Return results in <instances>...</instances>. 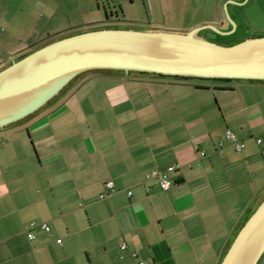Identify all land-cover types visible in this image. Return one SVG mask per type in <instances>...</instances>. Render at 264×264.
I'll list each match as a JSON object with an SVG mask.
<instances>
[{
    "label": "crops",
    "instance_id": "crops-1",
    "mask_svg": "<svg viewBox=\"0 0 264 264\" xmlns=\"http://www.w3.org/2000/svg\"><path fill=\"white\" fill-rule=\"evenodd\" d=\"M98 2L0 0V70L63 37L48 39L78 26L77 14L100 16ZM253 2L215 1L233 22ZM225 18L206 26L232 33ZM170 80L83 74L54 103L0 129V264H137L132 252L146 264L222 263L264 201V81ZM153 171L169 174V190L147 178ZM109 181L116 192L101 199Z\"/></svg>",
    "mask_w": 264,
    "mask_h": 264
},
{
    "label": "water",
    "instance_id": "water-1",
    "mask_svg": "<svg viewBox=\"0 0 264 264\" xmlns=\"http://www.w3.org/2000/svg\"><path fill=\"white\" fill-rule=\"evenodd\" d=\"M207 28L211 31L201 35ZM219 33L213 26L187 33L106 28L50 42L0 70V129L39 112L90 71L264 81V36L220 45L213 41ZM263 256L264 201L221 264H258Z\"/></svg>",
    "mask_w": 264,
    "mask_h": 264
},
{
    "label": "rangeland",
    "instance_id": "rangeland-1",
    "mask_svg": "<svg viewBox=\"0 0 264 264\" xmlns=\"http://www.w3.org/2000/svg\"><path fill=\"white\" fill-rule=\"evenodd\" d=\"M98 1V4H96L101 7L100 16L94 14L89 15L87 18H81V14H77L76 20L78 23L76 25L78 26L66 32L56 34V36H52L48 39H54L59 35H63L64 37V35H69V33H73L74 31L79 33V31L83 32L91 29H99L108 25L129 29L133 28L142 31L189 32L195 28L204 27L206 25H218V22L215 21H219L223 14L226 17L225 20L232 24V33L220 30L217 37L213 39L214 42L220 45H232L247 38L261 37L264 35V0H254V2L250 4V7L244 8L243 11H241V17L239 19L237 18V20L234 21L235 23L229 18V12L228 9L226 11L225 4L223 10H219L215 3L216 0H199L203 7L192 11L184 10L177 5L172 9L164 8V4L157 0H152V2L147 5L142 3L141 0H135L134 3L131 0ZM74 7L76 8L77 6L75 5ZM106 13H108L109 20H107ZM235 26H238V29L235 28ZM219 27L222 28L221 25ZM235 31L237 32L235 33ZM208 32L207 29H204L201 31V35L206 36ZM131 73L134 74L133 72ZM205 82L206 81L202 79L192 78L186 80L185 83L202 84ZM233 132L236 133L235 131ZM256 210L257 208L251 212L252 214L250 217Z\"/></svg>",
    "mask_w": 264,
    "mask_h": 264
},
{
    "label": "built area",
    "instance_id": "built-area-1",
    "mask_svg": "<svg viewBox=\"0 0 264 264\" xmlns=\"http://www.w3.org/2000/svg\"><path fill=\"white\" fill-rule=\"evenodd\" d=\"M227 139H229L230 141H232V143L236 146V148L238 150H243L245 148V143L240 141L236 134L231 131V130H228L227 131ZM260 142V140H259ZM221 146H223V143L220 144ZM204 155V153H203ZM148 179H152V178H158L159 179V183H160V186L163 190H169L171 188V180H170V177H169V174L166 173V172H158V171H153L151 172L148 176H147ZM106 187L109 191V193H103L100 195L101 199H104L106 197H108L109 195H112L116 192V189H115V184L113 181H109L107 182L106 184ZM129 195L131 196L132 195V192H129ZM36 227V225H32V228L30 229V232L28 234L29 238L30 239H34L35 238V235L34 233L32 232V230H34ZM41 228L44 229L46 232H50L51 231V228L48 224L44 223L41 225ZM59 243H61L62 241L61 240H58ZM122 249L126 250L128 249V246L127 244H123L122 245ZM132 256L134 258L137 259V264H146V262L144 260H141L139 257H138V254L136 252H132L131 253Z\"/></svg>",
    "mask_w": 264,
    "mask_h": 264
},
{
    "label": "trees",
    "instance_id": "trees-1",
    "mask_svg": "<svg viewBox=\"0 0 264 264\" xmlns=\"http://www.w3.org/2000/svg\"><path fill=\"white\" fill-rule=\"evenodd\" d=\"M106 28H112V29H129V28H121V27H119V26H104V27H101V28H99V29H106ZM131 29H133V28H131ZM91 30H95V29H91ZM171 32H173V31H171ZM188 31H185V32H183V33H187ZM261 36V35H260ZM262 36H264V35H262ZM261 36V37H262ZM64 37H66V36H64ZM60 38H63V37H60ZM241 42V41H240ZM237 43H239V42H237ZM232 45H234V44H232ZM91 72H96V71H90V72H87V73H91ZM120 72H123L124 73V71H120ZM87 73H84V74H87ZM133 73H135V74H141V75H155V76H157V77H160V78H172V79H178V80H188V79H192V78H184V77H174V76H163V75H158V74H150V73H142V72H133ZM81 76H83V74H81V75H79L77 78H75L73 81H75V80H77V79H79V78H81ZM198 79H200V78H198ZM203 81H206V82H224V83H228V82H233V81H241V80H237V79H202ZM73 81L56 97V98H54L51 102H49L46 106H49L50 104H52V103H54L55 101H57L64 93H66L67 92V88L68 87H70L71 86V84L73 83ZM251 81V80H250ZM65 91V92H64ZM63 93V94H62ZM45 106V107H46ZM44 107V108H45ZM43 108V109H44ZM42 109V110H43ZM41 111V110H40ZM36 114V113H35ZM34 115V114H33ZM32 115V116H33ZM261 261V260H260ZM258 264H260V262L258 263Z\"/></svg>",
    "mask_w": 264,
    "mask_h": 264
},
{
    "label": "flooded vegetation",
    "instance_id": "flooded-vegetation-1",
    "mask_svg": "<svg viewBox=\"0 0 264 264\" xmlns=\"http://www.w3.org/2000/svg\"><path fill=\"white\" fill-rule=\"evenodd\" d=\"M110 27V26H109Z\"/></svg>",
    "mask_w": 264,
    "mask_h": 264
}]
</instances>
